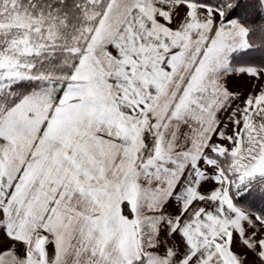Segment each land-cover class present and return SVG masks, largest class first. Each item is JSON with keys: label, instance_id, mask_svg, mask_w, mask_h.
Instances as JSON below:
<instances>
[{"label": "snow or ice", "instance_id": "6c2138e0", "mask_svg": "<svg viewBox=\"0 0 264 264\" xmlns=\"http://www.w3.org/2000/svg\"><path fill=\"white\" fill-rule=\"evenodd\" d=\"M0 264H264V0H0Z\"/></svg>", "mask_w": 264, "mask_h": 264}]
</instances>
